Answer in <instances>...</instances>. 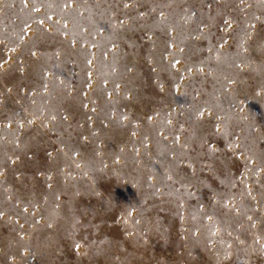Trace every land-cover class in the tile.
<instances>
[{
	"label": "rangeland",
	"instance_id": "obj_1",
	"mask_svg": "<svg viewBox=\"0 0 264 264\" xmlns=\"http://www.w3.org/2000/svg\"><path fill=\"white\" fill-rule=\"evenodd\" d=\"M0 213V264H264V0H0Z\"/></svg>",
	"mask_w": 264,
	"mask_h": 264
},
{
	"label": "snow or ice",
	"instance_id": "obj_2",
	"mask_svg": "<svg viewBox=\"0 0 264 264\" xmlns=\"http://www.w3.org/2000/svg\"><path fill=\"white\" fill-rule=\"evenodd\" d=\"M25 2H27V0H25ZM241 2H243V0H241ZM127 6V5H126ZM41 23H43V21H41ZM225 23H228L227 21H225ZM33 54H35V53H33ZM179 61H177V63H178ZM202 114V113H201ZM3 215V213H0V216H2ZM77 247H79V246H77Z\"/></svg>",
	"mask_w": 264,
	"mask_h": 264
}]
</instances>
